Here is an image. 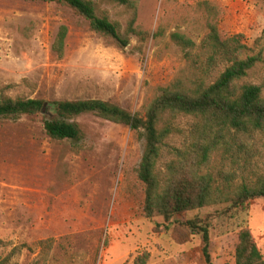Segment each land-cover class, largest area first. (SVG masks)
Instances as JSON below:
<instances>
[{
    "label": "rangeland",
    "instance_id": "obj_1",
    "mask_svg": "<svg viewBox=\"0 0 264 264\" xmlns=\"http://www.w3.org/2000/svg\"><path fill=\"white\" fill-rule=\"evenodd\" d=\"M97 14L121 26L127 47L95 30L63 2L0 0V96L57 100L101 99L145 115L160 88L189 74L183 51L171 32H187L198 44L207 33L202 0H139L136 26L127 30L129 12L110 0H92ZM217 6L224 39L242 34L248 50L262 54L241 83L264 91V0H208ZM68 27L65 55L53 51L61 26ZM163 29V34L158 31ZM220 66L212 81L224 70ZM45 114L0 116L1 264H207L203 234L187 220L210 224L215 264H236L241 227L251 229L264 257V198L248 209L212 204L175 215L148 218L145 184L138 177L144 140L129 126L95 113L70 119L79 140L52 138ZM194 119L179 116V129L165 139L157 162L167 170L173 147L183 146ZM239 162L214 160L235 180L264 172V143L255 142Z\"/></svg>",
    "mask_w": 264,
    "mask_h": 264
},
{
    "label": "trees",
    "instance_id": "obj_2",
    "mask_svg": "<svg viewBox=\"0 0 264 264\" xmlns=\"http://www.w3.org/2000/svg\"><path fill=\"white\" fill-rule=\"evenodd\" d=\"M66 3L87 18L92 27L114 37L122 47L129 39L121 26L97 14L92 0H49ZM124 5L130 16L127 30L142 35L136 26L139 0H110ZM205 11L207 33L198 44L187 32H171V40L183 51L189 74L160 88L146 114L132 113L101 99L57 100L0 96V116L16 118L25 114H45L44 127L52 138L79 140L82 130L69 120L84 113L129 126L144 140V152L138 177L145 184L146 217L163 216L166 222L183 212L212 204L229 203L235 210L248 209L250 203L264 198V172L256 179L237 182L233 172L220 171L214 160L239 162L255 142L264 143V91L261 85L241 83L249 70L263 61L262 54L242 57L248 50L243 35L224 39L219 31L217 6L200 1ZM163 34V29L158 35ZM68 27L63 25L53 43V51L65 55ZM220 66L224 70L212 81ZM179 116L194 121L181 147H173L172 160L165 172H158L157 162L165 139L179 131ZM196 233L203 234L202 251L207 264H215L211 254L209 222L200 218L187 220ZM148 253L137 256L135 264H147ZM1 264V263H0ZM236 264H264V257L251 229L241 227L236 246Z\"/></svg>",
    "mask_w": 264,
    "mask_h": 264
}]
</instances>
